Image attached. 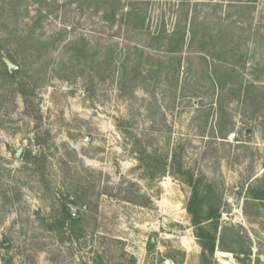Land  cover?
Segmentation results:
<instances>
[{"label":"rangeland","instance_id":"obj_1","mask_svg":"<svg viewBox=\"0 0 264 264\" xmlns=\"http://www.w3.org/2000/svg\"><path fill=\"white\" fill-rule=\"evenodd\" d=\"M174 157L264 264V0H0V264H201Z\"/></svg>","mask_w":264,"mask_h":264},{"label":"trees","instance_id":"obj_2","mask_svg":"<svg viewBox=\"0 0 264 264\" xmlns=\"http://www.w3.org/2000/svg\"><path fill=\"white\" fill-rule=\"evenodd\" d=\"M249 3H256L258 0H247ZM131 15V13H129ZM194 29V24L192 25V30ZM184 35H181L179 38V41L183 42ZM181 42V43H182ZM76 45L79 47L76 49L75 54H71V59H73L75 56L79 59L81 57H85L88 53V42L85 39H81L79 42H75ZM179 43V44H181ZM74 45V44H72ZM70 45V47L72 46ZM28 56H24V58L21 61V66L24 70V68L28 65ZM91 61L93 63H98V59H96L95 56H92ZM11 61L14 64H18V58L11 57ZM112 60L110 61V64ZM4 65V74L7 77H10L12 80L18 79L20 75H22V71H18L16 73L10 74L8 71V66L6 64ZM136 70L138 71L139 68L136 67ZM23 82V81H21ZM22 87V86H21ZM20 87V88H21ZM21 93L24 95V92ZM29 156V155H28ZM27 156V159H29ZM30 157V156H29ZM141 163V158L138 159ZM178 165V171L183 176V183L189 186L191 189V196L186 203L185 209L187 213L191 217V222L195 230V237L197 238L198 244L201 248V264H213V260L215 258V254L217 249L226 251L227 248H224L223 246V236L226 235L227 232L233 231L234 229H223L222 234L220 237V240H218V233L220 231V218H221V212L219 206L216 204V201L209 198V195L205 194L203 192V185H204V177L196 178L195 175L190 171H183L182 166L177 163L176 158L173 159V166ZM163 172L166 171V165L163 166ZM250 195L252 199L258 200V201H264V192L263 190H256L251 189ZM205 206H208V209L205 211ZM55 226L58 228H64L66 225L69 226L70 230L75 232L77 230V227L81 224V216L75 217L70 211V209L64 205L62 213L60 215L59 219L55 220ZM231 242L240 248V252L244 253V255H249L247 252L243 249V243L241 241V238L238 234L231 235ZM219 241V243H218ZM162 258L159 260V264L165 263L166 260H171L174 264L177 263L173 258L167 256V259L164 258V256H161Z\"/></svg>","mask_w":264,"mask_h":264},{"label":"water","instance_id":"obj_3","mask_svg":"<svg viewBox=\"0 0 264 264\" xmlns=\"http://www.w3.org/2000/svg\"><path fill=\"white\" fill-rule=\"evenodd\" d=\"M7 66H8V69H9V71H10L11 74H13L14 72H16V70L18 69L16 66L12 65L11 63H8ZM21 153H22V150H19V152H18L17 155H16V158H17V159L20 158ZM75 217H76V215H75ZM155 244H156V241H155L154 238H152V239L150 240V243H149V246H148L149 249L154 248Z\"/></svg>","mask_w":264,"mask_h":264},{"label":"bare ground","instance_id":"obj_4","mask_svg":"<svg viewBox=\"0 0 264 264\" xmlns=\"http://www.w3.org/2000/svg\"><path fill=\"white\" fill-rule=\"evenodd\" d=\"M221 255H225V254L224 253L223 254L221 253Z\"/></svg>","mask_w":264,"mask_h":264},{"label":"crops","instance_id":"obj_5","mask_svg":"<svg viewBox=\"0 0 264 264\" xmlns=\"http://www.w3.org/2000/svg\"><path fill=\"white\" fill-rule=\"evenodd\" d=\"M167 264H170V263H167Z\"/></svg>","mask_w":264,"mask_h":264}]
</instances>
